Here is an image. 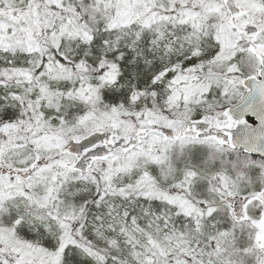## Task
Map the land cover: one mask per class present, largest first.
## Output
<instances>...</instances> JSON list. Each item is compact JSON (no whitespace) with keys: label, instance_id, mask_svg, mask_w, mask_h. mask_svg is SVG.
<instances>
[{"label":"snow or ice","instance_id":"1","mask_svg":"<svg viewBox=\"0 0 264 264\" xmlns=\"http://www.w3.org/2000/svg\"><path fill=\"white\" fill-rule=\"evenodd\" d=\"M0 264H264V0H0Z\"/></svg>","mask_w":264,"mask_h":264}]
</instances>
